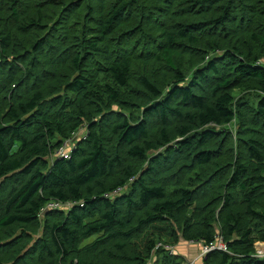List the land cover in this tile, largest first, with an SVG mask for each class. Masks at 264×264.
<instances>
[{
    "label": "trees",
    "instance_id": "1",
    "mask_svg": "<svg viewBox=\"0 0 264 264\" xmlns=\"http://www.w3.org/2000/svg\"><path fill=\"white\" fill-rule=\"evenodd\" d=\"M0 61V264H264V0H0Z\"/></svg>",
    "mask_w": 264,
    "mask_h": 264
},
{
    "label": "rangeland",
    "instance_id": "2",
    "mask_svg": "<svg viewBox=\"0 0 264 264\" xmlns=\"http://www.w3.org/2000/svg\"><path fill=\"white\" fill-rule=\"evenodd\" d=\"M244 96V94L241 91H236L235 92V98L236 101L241 100V98ZM232 135L235 137L236 136V127L233 126V128L230 129ZM61 152V151H60ZM51 207H55L52 206ZM23 229H13V230H9L6 232L5 234V238L7 239L6 242H3L2 244H0V246H9L12 247L13 245L17 244V241H22L23 240ZM43 234V230H41V235ZM33 239H36V242L40 239L38 234H33L32 238L27 240V241H23V247H21V249L18 248L16 254H15V258L14 261L12 262H8L6 264H15L17 263L20 258L26 256L28 254V252L30 251V249L32 248V246L35 245L36 242H32ZM93 240H88L85 243H91ZM174 247L176 251H179L180 248L185 249L189 254L191 252V256L188 254V257L185 258V260L187 259V263L190 262H195L196 264H202L203 263V259L205 258L206 255L203 254L204 251V246L201 244H196V243H191V242H184V241H179L178 243L174 244ZM258 247L259 250L264 251V243H257L256 247ZM27 247V248H26ZM257 249V254L258 252H260ZM264 254V252H263Z\"/></svg>",
    "mask_w": 264,
    "mask_h": 264
},
{
    "label": "built area",
    "instance_id": "3",
    "mask_svg": "<svg viewBox=\"0 0 264 264\" xmlns=\"http://www.w3.org/2000/svg\"><path fill=\"white\" fill-rule=\"evenodd\" d=\"M0 63H1V61H0ZM60 155H65V153L63 152V151H61L60 153H59ZM51 205L52 206H55V207H51ZM50 209H57V208H59L60 207V205L59 204H54V203H51V204H49V206H48ZM168 252H169V254L171 255V256H173V255H175L176 254V252H175V248L174 247H172V246H163ZM258 247L259 246H257V249H258ZM213 250H221V251H227V248L224 246V245H222V244H219V245H216V246H213V247H205L204 246V251H203V254L204 255H207L208 253H210L211 251H213ZM259 250V249H258ZM260 252H258V256L257 257H264V254H263V252L264 251H261V250H259ZM187 264H196L195 262H190V263H187Z\"/></svg>",
    "mask_w": 264,
    "mask_h": 264
},
{
    "label": "crops",
    "instance_id": "4",
    "mask_svg": "<svg viewBox=\"0 0 264 264\" xmlns=\"http://www.w3.org/2000/svg\"><path fill=\"white\" fill-rule=\"evenodd\" d=\"M178 253H179V255H181L184 259L187 258V257H188V254H189V253H188L185 249H183V248H180L179 251H178ZM190 254H191V252H190ZM190 254H189V255H190ZM190 256H191V255H190ZM186 261H187V259H186Z\"/></svg>",
    "mask_w": 264,
    "mask_h": 264
},
{
    "label": "clouds",
    "instance_id": "5",
    "mask_svg": "<svg viewBox=\"0 0 264 264\" xmlns=\"http://www.w3.org/2000/svg\"><path fill=\"white\" fill-rule=\"evenodd\" d=\"M175 252H176V254H179V253H178V251H176V250H175ZM185 264H187V262H186V261H185Z\"/></svg>",
    "mask_w": 264,
    "mask_h": 264
}]
</instances>
